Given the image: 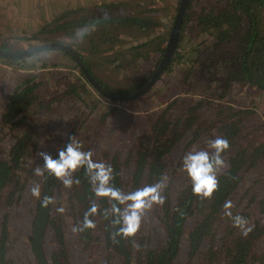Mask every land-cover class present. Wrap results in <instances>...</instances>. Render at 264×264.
<instances>
[{"label":"trees","instance_id":"16d2710c","mask_svg":"<svg viewBox=\"0 0 264 264\" xmlns=\"http://www.w3.org/2000/svg\"><path fill=\"white\" fill-rule=\"evenodd\" d=\"M123 5L125 4L101 3L94 11L87 8L72 10L64 17L66 21H61V25L51 30L52 34L57 37H71L77 29L87 27L91 31H97V35L89 34L84 38L90 43L91 50L105 54L113 53L118 38L114 35L115 32L129 28L132 32L128 36L137 38L148 34V30L154 25L153 19L146 16L139 17L135 14L130 17L113 18L107 13H100L103 8L104 11H108ZM263 11L264 0H217L215 6L208 7H200L199 0H191L175 55L163 74L169 76L178 73L179 79L175 87L187 88V93L183 94L186 98L173 101L157 117L144 115L145 121L141 126L143 131L129 142L128 147L123 146L122 149L103 155L102 161L111 164L114 169V184L125 192H131L155 183L162 174H166V162L172 150L185 139L189 140L191 147L207 149L208 140L223 137L229 141L230 149L224 153L228 167L218 176L219 190L210 199L202 200L192 194L191 181L187 176L177 187L174 181L170 182L164 193L166 198L164 205L153 208L161 223L159 236L158 234L146 236L142 229L132 240L114 236L117 228L112 225L111 218L105 219L102 215L105 208H110L111 202L97 199L101 214L92 217L96 228L76 233L77 241L84 249L99 244L107 251L106 260L111 262L110 264H117L119 259L122 264H175L183 252L184 245H187L189 264H264V176L259 174L264 170L263 134L259 133L258 127L248 124V117L254 114L251 110L221 107L215 112L216 106L211 105L214 115L210 114L212 117H209L204 109V105L212 104L214 98L224 97V88L236 87L248 93L253 91L252 89L264 92V33L260 24ZM79 12L81 16L78 15ZM191 23L194 31L199 29V32H202L201 40L197 39L196 42L195 39H190L183 42V32L188 30ZM52 41L66 45L59 40ZM154 45L155 50L162 46ZM154 45L143 43L133 47L130 53L120 52L121 56H117L116 53L114 60L110 62L131 65L142 59L146 64H150L153 62L150 49ZM0 49L8 53L20 52L11 51L5 46H0ZM54 50L65 53L55 47L44 51ZM163 52L165 53V50ZM80 55L93 80L102 90L116 97H130L142 89L150 82L164 56L163 54L157 67L154 63V69L144 72L133 85L113 89L93 74L89 62L83 54ZM68 56L74 61V72L47 73L50 76L47 77L48 82L56 85L53 90L54 97L44 99L40 96L38 92L41 82L38 81V74L28 73L18 81L14 92L6 98V107L0 116L2 126L0 132L7 130V133L0 136V152L7 134L16 140L11 150L0 156V203L8 193L9 204L15 202L14 199L17 197L19 199L22 197L24 185L21 184L17 172L22 167L31 146L36 150L37 143L34 142L36 134L27 127L40 118L38 112L55 114L56 103L86 109L87 111L80 114L76 122L79 124L84 120L85 126L92 130L90 135L85 138L77 131L78 126H74L57 151L66 145L72 136L83 143L84 150L93 151V140L99 135L95 130L107 122L112 113L118 111V107H114L105 113L106 107L93 99L94 92L91 88L113 104L121 102L104 96L93 87L76 60L71 55ZM125 56L130 57L131 61L126 63L125 60H120V57L126 59ZM26 58L0 57V63L18 67L22 61L27 60ZM183 64H187V67ZM28 68L25 67L24 70H29ZM32 69L37 70V66H32ZM220 74L222 78H219ZM199 85L203 86V91L211 90L212 93L208 92L205 97L199 99V102H195L194 98L188 96L194 95ZM168 86L169 84L166 86V92ZM213 87L221 93L213 90ZM153 89L152 87L151 90ZM147 98L149 97L143 95L124 104L132 106ZM34 107L40 109L31 119L29 112ZM179 107L187 113L177 117L172 113L180 109ZM20 128L23 131H20ZM53 158H58V152ZM94 159L98 160L96 154ZM45 176V186H49L53 191L59 188L66 189L54 177L48 176L47 173ZM74 178H79L80 184H74L67 190L70 193L68 200L73 207L70 214L75 220V226L82 225L84 213L91 201L96 198L84 169L75 173ZM250 179L253 182L248 184ZM258 181L262 183L261 196L253 192L252 184L257 185ZM244 184L248 186L241 193ZM229 200L234 205L231 209L232 216L239 215L248 221V227L252 230L247 235H244L240 228L234 227L232 219L225 214L224 204ZM53 212L52 207L51 217ZM5 224L7 223H4L0 240V264H5L6 259L8 233ZM49 227L55 233L54 243L57 245L50 254L45 248L49 262L72 264L71 252L66 246V233L60 217L58 219L52 217Z\"/></svg>","mask_w":264,"mask_h":264},{"label":"rangeland","instance_id":"374dc122","mask_svg":"<svg viewBox=\"0 0 264 264\" xmlns=\"http://www.w3.org/2000/svg\"><path fill=\"white\" fill-rule=\"evenodd\" d=\"M101 3L105 5L125 4L112 10L104 11L105 9L103 8V11H100L103 14L107 13L109 17L122 18L137 14L139 17H150L153 19L154 25L152 29L148 30V34L137 36V38L128 36L132 32L129 28L120 29L115 32L114 35L118 37L114 44L116 50L109 54L95 50L92 51L91 45L86 39L79 44H70L67 39L69 36L57 37L52 34L51 30L61 25V21H66L64 17L70 11L83 10L84 8L94 11L95 7ZM179 3L180 0H0V46H5L11 51L21 52L51 44L54 39L59 40L61 43L72 47L75 51L81 52L80 54H83L87 62H89L93 74L100 81L107 83L113 89L126 88L133 85L136 81H139L138 79L144 72H148L149 69H154V63L157 67L159 60L164 54L163 51L168 44L169 36L179 9ZM199 3L200 7L215 6L217 0H199ZM78 15L81 16V13L79 12ZM1 23H10V25L5 27ZM260 24L264 33V11L261 14ZM199 31V29L194 31L191 23L188 26V30L183 32V42H188L190 39H195L196 42L198 40L200 41L202 32ZM93 35H97V31L90 30V36ZM143 43L162 45L160 47L161 50L158 47L155 50V45L150 49L151 57L153 58L152 63L146 64L141 59L137 60L136 63H131V65H129L130 63L126 65L120 62L111 64L110 61L114 60L116 53L117 56H121L120 52L130 53L133 47L142 45ZM125 57L126 59L120 57V60H125L126 63L131 61L130 57ZM26 59L18 67L0 63V116L5 110L6 98L14 92L18 81L28 73L38 74V81L41 82L40 91L38 92L39 95L44 99H51L55 95L53 90L56 85L51 81L48 82L47 77H50L47 74L48 71L74 72V61L63 52L55 50L41 51ZM34 65L37 66L38 71L32 69ZM43 66H46V68H42ZM183 66L187 67V64H183ZM25 67H29L30 69L24 70ZM219 78H222L221 74ZM178 79V73L164 76L162 80L158 79L153 86L154 89L146 94L149 98L144 101L140 100L138 104L135 103L132 106L124 103L113 104L112 101L106 100L91 88L94 92L93 99L98 100L97 102H100L101 106L106 107L105 113L114 107H118V111L112 113L108 117L107 122H104L99 126L98 130H95L99 135L93 140L92 149L99 161L104 160V153H112L122 149L123 146V148L128 147L129 142L142 133L143 129L141 126L145 121L144 115L157 117L173 101L186 98L183 94L187 93V88L182 87L179 89L175 87ZM53 81L55 82V80ZM167 84H169L168 92H166ZM213 90L219 94L221 93L216 87H213ZM252 90L248 93V91L240 90L236 87L224 88L223 94L225 95L222 99L214 98L212 104L208 105L206 103L204 105L205 107L203 106L207 111L205 114L209 117H212L210 114L214 115L211 105L216 106L215 112L217 108L221 107H233L236 110H251L254 114L248 117V124L258 127L260 129L259 133H262L264 137V92L257 89ZM208 92L209 94L212 93L211 90ZM208 92L203 91V86L201 87L199 85L197 92L188 97H192L195 99V102H199V99L205 97ZM54 108L56 109V113L54 112L55 114L52 115H49L46 111L38 112L40 118L37 119L36 123L34 122V124L27 127L36 134L34 136V142L37 143V147L36 150H33L31 146L22 167L17 172L20 176L21 184L24 185V192L21 199L17 197L14 199L15 202L9 204L8 193L0 203V240L5 222L7 223L5 225H7L8 233L5 264L38 263L33 251L32 237L34 236V226L41 208L40 202L46 191V176L37 177L33 173V169L36 166L43 165V160L39 156V153L46 152L54 156L58 152L57 149L60 147L61 142L74 126H78L79 129L77 131L85 138L92 132V130L85 126L86 123L84 120L79 124L76 122L80 114L87 111L86 109L69 107L64 103H56ZM179 108L172 114L178 117L187 113L183 112L182 107ZM39 109L37 107L31 109L29 112L31 119L35 117ZM20 131H23V129ZM6 133L7 130H3L0 132V136ZM15 140L7 134L1 145L0 156L11 150ZM193 147L189 146V140L185 139L172 150L166 162V175L170 178L169 183L174 181L175 187L186 180L187 175L182 171V157L186 152L192 150ZM263 173L259 174L264 176ZM258 177L261 178L260 176ZM252 182L253 180L250 179L248 184ZM33 184H39L41 187L40 199H36L31 195L30 187ZM248 184H244L243 189L240 191L241 193L244 192ZM252 186L254 194L261 196L262 183L258 181L257 185L252 184ZM60 191H63V193L61 194ZM53 192L56 203L52 206L54 211L52 217L53 219L60 217L63 222L66 233L65 242L71 252L72 264H110L111 262L106 260L107 251L105 249H102L99 244H93L84 249L77 241V235L71 231L75 220L70 214L73 211V207L68 200L70 198L69 191L59 188L54 189ZM58 207H64L65 212L62 214L58 213L56 211ZM142 229L144 230L143 233H146V236L154 234H158L159 236L161 223L153 210L145 219ZM55 238V233L49 227L45 241V248L48 254L57 247L54 243ZM136 245L138 246V241H136ZM186 247L187 245H184L183 252L178 256L175 264H189L190 260H188ZM117 264H122L121 259L117 261Z\"/></svg>","mask_w":264,"mask_h":264},{"label":"clouds","instance_id":"9594fccd","mask_svg":"<svg viewBox=\"0 0 264 264\" xmlns=\"http://www.w3.org/2000/svg\"><path fill=\"white\" fill-rule=\"evenodd\" d=\"M90 34V29L85 27L77 29L68 37L70 44L82 43ZM230 149L226 138L216 137L207 141V149H198L195 146L182 157V171L191 181L192 194L202 200L210 199L219 190L218 176L228 167L224 153ZM92 150H84L83 143L75 136L69 137V142L58 150V158L46 152H40L43 160L42 166H36L33 173L37 177H54L61 182L64 188L71 189L79 185V178H74L75 173L84 169L96 199L92 200L88 210L84 213L82 225L73 226L71 231L76 234L86 229H95L96 223L92 217L101 214L97 199H106L111 202L110 208H105L102 215L105 219L111 218V223L117 228L114 236L132 240L140 232L145 219L155 206L165 203V190L168 187L169 177L162 174L151 184L125 192L114 184L115 174L111 164L94 159ZM32 197L41 198V187L33 184L30 187ZM56 203L54 197L44 196L41 205L47 208ZM234 207L229 200L224 204L225 214L232 221L233 226L240 228L244 235L252 229L248 221L239 215L232 216ZM58 213H64V207L56 208Z\"/></svg>","mask_w":264,"mask_h":264},{"label":"water","instance_id":"95a60500","mask_svg":"<svg viewBox=\"0 0 264 264\" xmlns=\"http://www.w3.org/2000/svg\"><path fill=\"white\" fill-rule=\"evenodd\" d=\"M190 1L191 0H180L178 15L174 21V24L172 27L173 30L171 31V35H170L167 47L165 49V53H164L163 58L160 61L159 67L157 68V70L153 74L150 82L142 90H140L138 93H136L134 96H132L130 99L138 98L141 95H143L144 93H146L150 88H152L155 85V83L158 81V79L160 77H162L167 66L172 61V59L175 55V52H176V47H177V44L179 42V38L181 35L180 31H181L182 24L184 21V17L186 14V10H187V7H188ZM53 47L58 48L62 51H65L66 54L71 55L76 60V62L78 63V65L82 69V71L85 74V76L87 77L88 81L93 85V87L98 89V91H100L104 96L112 98L107 92L102 90L101 86L98 83H96L93 80V78L90 76L80 53L75 51L72 47H70L68 45L51 43V44L39 46V47L32 49V50H25V51L14 52V53H8V52L0 49V57H15V58L16 57L17 58L30 57L35 53H38V52H41V51H44L46 49H50ZM115 99H117V98H115ZM118 100L122 101L123 99L119 98ZM52 194H53L52 190L49 188V186H47L44 196L52 197ZM51 206L52 205H49L47 208L41 206L38 217H37V221H36L35 226H34V231H33L34 236H33L32 244H33V251H34L35 257L38 261V264H51L49 262L48 256L46 255L45 247H44L46 233H47V230H48L49 225H50L51 208H52Z\"/></svg>","mask_w":264,"mask_h":264},{"label":"flooded vegetation","instance_id":"af4514ba","mask_svg":"<svg viewBox=\"0 0 264 264\" xmlns=\"http://www.w3.org/2000/svg\"><path fill=\"white\" fill-rule=\"evenodd\" d=\"M187 8H188V7H187ZM186 11H187V10H186ZM177 15H178V12H177ZM177 15H176V17H177ZM166 47H167V45H166ZM165 49H166V48H165ZM147 84H148V83H147ZM147 84H146V85H147ZM146 85H145V86H146ZM145 86H144V87H145ZM144 87H143V88H144ZM143 88H142V89H143ZM142 89H140V90H142ZM140 90H139V91H140ZM150 90H151V88H150L148 91H150ZM139 91H137L136 93H138ZM148 91H147V92H148ZM147 92L144 93L143 95H146ZM136 93H134L132 96H134ZM109 95H110V94H109ZM143 95H141V96H143ZM110 96H111V95H110ZM132 96H130V97H116V96H111V97H112V99L114 98L113 100H117V101H119V100H118L119 98H122L123 100H122V101H119V102H121V103H125V102H128L129 100H133V99H130ZM141 96H140V97H141ZM115 98H117V99H115ZM128 98H129V99H128ZM138 98H139V97H138ZM134 99H136V98H134ZM46 187H47V186H46ZM49 188H50V187H49ZM50 189H51V188H50ZM45 190H46V188H45ZM51 190H52V189H51ZM52 192H53V190H52ZM52 197H53V194H52ZM51 207H52V206H51ZM36 221H37V220H36ZM35 223H36V222H35ZM44 247H45V245H44ZM37 262H38V261H37Z\"/></svg>","mask_w":264,"mask_h":264},{"label":"crops","instance_id":"0c3cea01","mask_svg":"<svg viewBox=\"0 0 264 264\" xmlns=\"http://www.w3.org/2000/svg\"><path fill=\"white\" fill-rule=\"evenodd\" d=\"M3 24V26L7 27L8 25H10V23H1Z\"/></svg>","mask_w":264,"mask_h":264}]
</instances>
